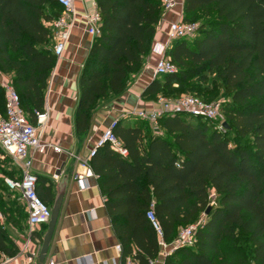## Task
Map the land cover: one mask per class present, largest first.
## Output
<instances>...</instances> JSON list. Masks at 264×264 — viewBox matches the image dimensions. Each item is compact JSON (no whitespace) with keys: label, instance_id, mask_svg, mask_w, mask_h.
Returning a JSON list of instances; mask_svg holds the SVG:
<instances>
[{"label":"trees","instance_id":"1","mask_svg":"<svg viewBox=\"0 0 264 264\" xmlns=\"http://www.w3.org/2000/svg\"><path fill=\"white\" fill-rule=\"evenodd\" d=\"M94 1L101 35L80 76L75 126L82 136L102 103L123 95L142 71L166 12L161 0ZM62 11L56 0H0V71L11 77L34 125L36 114L46 111L57 61L47 24ZM198 16L204 22L192 45L179 39L167 51L178 72L156 78L142 97L177 99L190 92L192 80L202 83L216 74L232 102L224 109L228 129L212 130L215 123L187 114L162 116L160 133L146 122L131 127L119 120L115 134L128 156L106 145L89 163L122 245V261L133 256L139 264H152L158 258V234L147 216L152 206L168 244L211 207L198 228L197 245L176 250L164 264H264V0H185L184 22L195 23ZM15 174L9 159L0 158V194H16L6 184ZM46 183L38 178V195L52 208L56 195ZM214 192L216 205L210 206ZM0 216L21 230L28 219L2 195ZM34 238L43 241L42 235ZM19 252L0 222V259Z\"/></svg>","mask_w":264,"mask_h":264},{"label":"crops","instance_id":"2","mask_svg":"<svg viewBox=\"0 0 264 264\" xmlns=\"http://www.w3.org/2000/svg\"><path fill=\"white\" fill-rule=\"evenodd\" d=\"M94 3V0H76L75 9L86 12L93 9ZM183 19L184 5L165 12L158 26L152 53L142 71L129 83L123 95L102 103L94 114L89 133L84 136L76 133L75 118L80 98V76L94 39L87 34L84 22L80 21L73 27L69 45L62 59L56 61L50 77L46 91V112L49 116L41 131L44 142L59 146L63 152L50 151L46 155H39L32 148L29 149L33 173L47 180L45 188L51 187L54 195L63 177L69 176L61 216L44 264H139L133 256L122 261L123 251L117 249L118 245L121 248L122 245L112 227L97 177L87 178L81 183L76 177L92 170L88 158L106 128L119 120L125 126L143 125L146 121L129 117L128 114L135 110L158 108V101L145 100L142 95L156 79L154 67L159 59L158 46L168 43L169 25ZM149 127L150 131L153 130L151 125ZM19 175L16 171L15 178ZM0 217L5 221L3 216ZM45 228H38L35 235L44 236ZM15 233L14 237L9 235L20 252L11 258L2 256L0 264H39L37 257L42 242L33 237L26 248L29 239L27 220L24 228ZM152 264H164L160 253Z\"/></svg>","mask_w":264,"mask_h":264},{"label":"built area","instance_id":"3","mask_svg":"<svg viewBox=\"0 0 264 264\" xmlns=\"http://www.w3.org/2000/svg\"><path fill=\"white\" fill-rule=\"evenodd\" d=\"M56 1L62 7V15L47 25L54 32L55 44L53 52L56 60H60L69 45L73 27L80 21L84 22L87 34L95 40L101 35V16L95 3L93 9L86 12H78L75 9L76 0ZM161 1L166 12L185 3V0ZM198 28L199 26L196 23H188L184 22V20L176 21L169 25L167 32L168 43L158 46L159 59L154 67V76L156 78L178 72L176 66L168 58L167 51L174 41L195 37ZM0 87L5 94V111L0 113V158L2 160L9 159L11 165L20 173L15 179H7L6 184L11 193L20 195L26 206L29 236L27 248L37 229L47 226L52 216V208L44 203L38 195V176L32 171L33 160L29 157V149L32 148L39 155H46L50 151L62 153L63 150L59 146L44 142L42 139L41 131L45 128L48 120V111L37 113V124L34 125L22 109L20 95L14 87L11 77L1 71ZM176 114H187L213 123L218 121L217 125L220 127L218 126L217 130L223 131L224 128V124L220 120L223 115L219 107L192 95H185L177 99L161 97L158 100V108L135 110L129 113L128 116L148 122L154 132L160 133L159 119L164 115ZM117 122H114L103 131L96 147L90 152L88 160L95 157L99 149L106 145L111 146L116 153L123 157L128 156L127 149L115 134ZM90 177H95L93 170H89L86 175H78L76 180L81 183ZM212 194L210 196V206L216 205V194L215 192ZM147 216L157 231L161 249L160 255L164 261L180 248H193L197 245L198 228L205 219L201 217L198 223L182 228L175 241L168 244L164 240L163 233L156 221L153 206ZM117 249L120 252L122 250L120 245H118Z\"/></svg>","mask_w":264,"mask_h":264},{"label":"rangeland","instance_id":"4","mask_svg":"<svg viewBox=\"0 0 264 264\" xmlns=\"http://www.w3.org/2000/svg\"><path fill=\"white\" fill-rule=\"evenodd\" d=\"M193 22H195L200 27L204 21L202 20V18L200 16H198L196 19L193 20ZM195 38H196V36L190 38L188 40V43H190L192 45ZM189 87L190 88H188V89L190 92L185 94V95L197 94V95L201 96L202 99L204 98L206 102H208L210 104H215L216 106L219 107L220 112L223 115V118L220 119V120H222V124H224L223 131H226L228 128L225 125H228V124H227L226 115L224 114V109L227 105H230L232 102H231L230 98L224 94V91L222 89V86L219 84V80H218V77L216 76V74H207V80L205 82H202V83L200 81L192 80L189 84ZM205 122H207V121H205ZM217 123H219V122L217 121L215 123L216 125L212 126L213 127L212 130L217 129V127L219 126V125H217ZM210 125H211V123H210ZM229 135H230V138H233V135L231 133H229ZM0 195H2V197L4 199V203H8L9 200H11V201L15 202V204H17L20 208L24 209V212L26 213L27 210H26L25 203L20 198L19 194H15L14 196H11L10 198L7 196L8 194H6V193L5 194L1 193ZM26 220H27V218H26ZM26 220H22V222L26 221ZM0 222L2 225H5L9 234L12 237L16 236L15 232L18 229L15 230L14 227L10 226V224H7L1 217H0Z\"/></svg>","mask_w":264,"mask_h":264},{"label":"water","instance_id":"5","mask_svg":"<svg viewBox=\"0 0 264 264\" xmlns=\"http://www.w3.org/2000/svg\"><path fill=\"white\" fill-rule=\"evenodd\" d=\"M227 126V125H225ZM61 175V171L58 172V176ZM69 184V176L66 175L63 177L62 181L58 185L57 194L52 206V216L50 219L49 224L47 225V230L43 236L42 246L40 248V252L37 257V261L39 264H44L46 261V258L48 256L54 234L61 216L62 207L64 203V199L67 193ZM211 210V207L208 208L205 215L207 216Z\"/></svg>","mask_w":264,"mask_h":264}]
</instances>
